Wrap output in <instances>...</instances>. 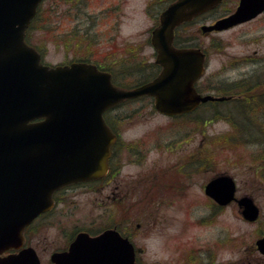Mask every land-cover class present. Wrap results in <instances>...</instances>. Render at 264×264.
<instances>
[{"label":"rangeland","instance_id":"374dc122","mask_svg":"<svg viewBox=\"0 0 264 264\" xmlns=\"http://www.w3.org/2000/svg\"><path fill=\"white\" fill-rule=\"evenodd\" d=\"M55 2L61 10L70 5L68 1L45 0V12L38 15L28 32L29 41L43 50L46 63L61 64L75 57L103 58L110 53L115 63L126 66L129 47L136 51L134 60H154L155 51L148 38L155 19L147 6L156 1L80 0L75 12H58L47 27ZM234 3L225 0L221 12ZM151 9L154 14L159 7L155 4ZM74 16L84 22L78 19L80 23H74ZM197 27L185 32L208 50L203 81L228 84L227 80L243 75L242 89L246 85L264 88V16L218 33L204 34ZM149 71L147 67L135 77L125 75L120 81L136 80ZM142 103L147 106L146 112L137 113V119L126 118L121 125L124 143L130 139L154 140L141 164H130L127 147L121 149L123 180L131 177L129 184L135 178L137 185L126 203L128 210L123 208L122 213L109 198L105 199L104 191L94 190V185L68 188L61 193L56 210L37 219L28 231V244L37 251L41 264H51L49 251L61 246L74 227L95 231L126 218L132 221L130 231L136 246L143 250L138 254V264H264V256L254 247V240L264 235V180L259 174L262 164L255 160L253 152L258 147L249 139L230 137L234 130L225 119L233 107L230 101L217 106L220 115L214 113V108H203L193 116L175 118L150 112L149 100ZM196 116L197 121H193ZM197 150L199 170H183L188 181L175 188L179 181L177 160L185 164ZM220 172L234 178L237 196L253 198L260 210L256 221L243 220L235 202L214 208L203 185ZM141 176L157 178L145 184Z\"/></svg>","mask_w":264,"mask_h":264},{"label":"water","instance_id":"95a60500","mask_svg":"<svg viewBox=\"0 0 264 264\" xmlns=\"http://www.w3.org/2000/svg\"><path fill=\"white\" fill-rule=\"evenodd\" d=\"M220 0H178L160 14L152 30L162 66L151 81L120 90L94 64L49 66L24 40V30L40 0H0V252L22 244V230L52 207L60 186L105 173L113 140L102 112L124 97L149 94L166 114L187 111L211 96L195 93L193 81L203 71L199 49L170 46L173 28ZM264 0H240L236 10L203 30L224 29L255 16ZM219 205L235 200L242 217L253 221L259 209L249 196L236 198L232 177L220 174L204 187ZM264 254V236L255 240ZM55 264H134L132 244L106 230L95 237L79 233L69 251L53 253ZM0 264H39L31 247L0 257Z\"/></svg>","mask_w":264,"mask_h":264},{"label":"flooded vegetation","instance_id":"af4514ba","mask_svg":"<svg viewBox=\"0 0 264 264\" xmlns=\"http://www.w3.org/2000/svg\"><path fill=\"white\" fill-rule=\"evenodd\" d=\"M151 1H153V0H151ZM154 1H156V2H153V3L151 2L152 6H154L156 4V6L159 7V9L154 14L151 13L152 12L151 3H150V5L148 4V6H147V10L149 11L150 16L155 19V23L152 26V28L150 29V34H151L152 29L155 28L156 26H158L159 15L161 14V12L164 11L169 4H171L172 2L178 1V0H154ZM224 1L225 0H221L217 4L212 5L208 8H205L204 10L199 11L194 15H191L190 17H188L187 19H184L183 21H181L178 25H176L173 28V38H172L170 45L173 48H177V49H199V50H201L203 55H204V63H203L204 70L207 67V61L209 58L208 50H207V48H205V46L201 45L200 42L191 40L185 31L189 30L191 27L196 26V24H198V27H197L198 30L204 34L218 33V32L224 31V30L231 29V28L236 27V26L247 24L249 22H252V21L260 18L261 16H264V9H263L261 12L257 13L255 16H253L249 19H246L244 21L238 22L234 25H231L225 29H221V30L211 29L209 31L203 30V28H202L203 26L213 25L219 19L227 17L230 14H232L239 4V0H235L234 6L227 7L226 10L224 9L221 12L220 7L223 5ZM148 41L151 44L150 35H149ZM127 49H128L127 53H129V57L126 58L125 61L131 60L133 62L134 59L137 58L136 57L137 56L136 51H134L132 49L130 50V47ZM154 55H156V51H155ZM104 57L107 59L108 63H115V61H113L112 57H110V56H104ZM140 62L143 64L151 63V61H149V60L145 61V62L144 61L143 62L140 61ZM204 75H205V72H203L202 76H200L194 82V88H195L196 93L199 95H210L214 98L221 97L224 99H222V100L208 99L206 101H200L191 110H189L185 113L177 114L175 116H166V117H172V118L185 117V116H189L190 114H192L191 116H193V114L197 110H201L203 108H206V109H208V108L213 109L214 108V110H213L214 113H218L219 110L217 109L218 108L217 106L222 105V103L225 101H230V103L233 105V107L231 109H229L228 112H231L233 110L238 112V111H241L243 109L244 105L239 104V103L241 100L247 99L246 92H245L244 88L243 89L241 88L242 84L240 85L239 88H237V83H236V81H238V80L242 81L245 79V77L243 75H240L238 78H235L233 80H227L229 82L228 84H224V83L219 84V82H216L215 84L207 83V82L203 81ZM141 83H139V84H141ZM139 84H136V85L134 84L128 88L135 87ZM117 85L119 87L121 86L120 84H117ZM228 88H230V89H228ZM242 93H244V95ZM143 100H149V102H150L149 111L150 112L162 114L155 108V105L153 104L154 99L152 96H149V95H139V96H135L132 98H124V99L120 100L119 102H117L112 107L105 110L103 113V118H104L105 124L110 129L111 133L114 135V140L110 144V147H109L110 154L107 158V171H106V173L103 176H101L100 178H97V179H94L91 181L69 184L66 187L58 189L53 194L54 207L51 210L52 212H54L56 210V208L58 207V205L60 203L61 193L66 191L68 188H70L72 186H79V185H81V186L94 185V190H97L98 192L104 191L105 192V195H104L105 199L109 198L111 200V203L113 204V206H117V207L121 208L120 211H122V213H124L123 208L125 210H128V204H126V203L128 202L130 193L134 192V190H135L133 188H136L137 185H136V179L135 178L133 180H131V182L129 184H128V182L131 179V177L127 181L123 180V175H121L122 174V167H123V164L121 162V155H120L121 151H122L121 149L127 147V151L130 153V160H129L130 164H134V163L135 164H141V163H143L142 161L146 158V155L151 150L150 145H151V143L153 144L154 140L151 142L150 141L151 138H150L146 142L140 138L137 140H135V139L131 140L130 139V140H128V142L124 143L122 140L124 138V136L122 135L121 125L124 123L126 118L127 119H130V118L137 119V117H135L137 113H145L146 112L145 108L147 106H145L142 103ZM145 116L146 115H144V117ZM163 116H165V115H163ZM193 121H197V116L195 117V119ZM227 121L230 124L232 123V121H230V119H229V116H227ZM165 128H167V127H165ZM198 153H199L198 150L195 151L194 153H191L189 160H187L185 162V164H184V162H182V160H180V161L177 160L179 162V164H177V165H180V167L175 169V171L177 173L176 175H178V177H179V181H178L177 185L174 186L175 188L182 187L181 186V184H183L182 182L188 181L186 179L187 177L182 174L183 170L184 171L196 170V169L199 170ZM133 177H135V175H133ZM141 177L144 179L142 182H144L145 184H148V181L152 182L154 179L157 178V177L153 178L152 176H150V177L141 176ZM141 177H139V178H141ZM137 182H140V180H137ZM169 186L173 187L172 184H169ZM52 212H50V213H52ZM46 214L47 213H43L39 217L41 218ZM135 225L137 228H140L139 223H136ZM108 229L115 230L121 236L129 239V241H131L133 243L136 252L143 251L138 246H136L135 241L133 239V235L130 231V230H132V221L130 222V219L126 218L125 221H117V222L112 223V224H105L104 226H102L101 229L95 230V231L91 230L90 228L89 229H87V228L86 229H84V228L78 229L77 227H74V229L72 230V232L70 233L68 238L62 241L63 243L61 244V246H58V247L52 249L51 251H49V261H50L49 263L53 264L50 260V256L52 253L68 250L69 244L74 239V237L77 233L85 232L89 235H96V234L100 233L101 231L108 230ZM24 237H25V234H24ZM24 243H26V245H27L26 238H25ZM14 252H16V250H14V249L4 250V251H1L0 255L6 256V255L12 254ZM40 264H41V259H40Z\"/></svg>","mask_w":264,"mask_h":264},{"label":"trees","instance_id":"16d2710c","mask_svg":"<svg viewBox=\"0 0 264 264\" xmlns=\"http://www.w3.org/2000/svg\"><path fill=\"white\" fill-rule=\"evenodd\" d=\"M59 1L64 2L69 0H59ZM44 8H45L44 6L38 8V12L35 19L38 17V15H42V12H45ZM48 17L49 18L47 19L48 21L47 27H50L49 25L52 24L51 15ZM47 30H49V28ZM75 60L94 61L95 63H97L99 68L111 72V74L113 75V81L116 84H120V85L123 84L118 81L119 78L122 79L125 75L130 76L129 73H132L133 71H135V73L132 74H138L140 71L139 65L132 64L129 67L130 70L126 71L125 69H121V67L118 66V64L112 65L108 63L105 57L103 58L77 57V59ZM141 66L150 68V73L144 74L149 76L147 78L141 76L136 80L127 81L128 85L132 86L134 84L136 85L143 81H146L150 76L152 77L154 74H156V71L158 70V65L154 63H151L150 65L147 64ZM248 88L249 89L246 92L248 98L243 101L244 108L241 111H238L237 113L231 114L233 120L231 124H232V130H234V132L230 135V137L237 139L247 138L249 139L251 145H255L254 147L256 146L258 147V150H256L257 152H253V153L255 155L254 157L255 160H257L262 164L259 170V174L264 180V97H261L258 94H256L257 93L256 89H250L251 87ZM250 90H253L254 93L250 92Z\"/></svg>","mask_w":264,"mask_h":264}]
</instances>
